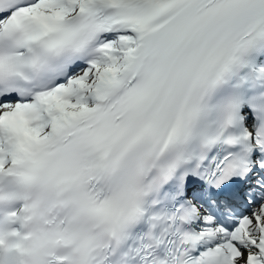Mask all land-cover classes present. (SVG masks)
Returning a JSON list of instances; mask_svg holds the SVG:
<instances>
[{
	"label": "snow or ice",
	"instance_id": "obj_1",
	"mask_svg": "<svg viewBox=\"0 0 264 264\" xmlns=\"http://www.w3.org/2000/svg\"><path fill=\"white\" fill-rule=\"evenodd\" d=\"M0 264H264V0H0Z\"/></svg>",
	"mask_w": 264,
	"mask_h": 264
},
{
	"label": "clouds",
	"instance_id": "obj_2",
	"mask_svg": "<svg viewBox=\"0 0 264 264\" xmlns=\"http://www.w3.org/2000/svg\"><path fill=\"white\" fill-rule=\"evenodd\" d=\"M29 194H30V196H33V197L39 196L41 198H47V196L49 195L47 190L46 189H42V188L30 189L29 190Z\"/></svg>",
	"mask_w": 264,
	"mask_h": 264
}]
</instances>
